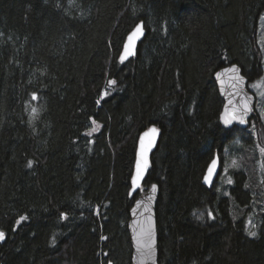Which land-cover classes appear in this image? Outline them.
Segmentation results:
<instances>
[{
	"label": "trees",
	"instance_id": "16d2710c",
	"mask_svg": "<svg viewBox=\"0 0 264 264\" xmlns=\"http://www.w3.org/2000/svg\"><path fill=\"white\" fill-rule=\"evenodd\" d=\"M263 15L264 0H0V264H130V180L151 126L158 264H264V156L252 130L221 127L213 80L231 65L263 76Z\"/></svg>",
	"mask_w": 264,
	"mask_h": 264
},
{
	"label": "water",
	"instance_id": "95a60500",
	"mask_svg": "<svg viewBox=\"0 0 264 264\" xmlns=\"http://www.w3.org/2000/svg\"><path fill=\"white\" fill-rule=\"evenodd\" d=\"M138 24H142V34L134 36L133 39L129 41V36L133 34ZM138 24L127 35L126 40L123 44L120 56L124 52L126 44H130L131 51L133 53L132 55H129L123 63L135 57L137 47L145 36V29L143 23L140 22ZM233 68L236 69L235 72L232 71ZM213 80L218 89L220 98L224 103L219 116V123L221 127L225 130H231L234 128H237L239 130H247L250 126L252 118L255 116L256 110V98L248 89L249 80L242 74V70L237 65L227 66L218 70L213 75ZM245 106L247 107V112L245 115H243L244 123L241 124L239 117L241 113L244 112ZM224 119L231 120L230 126H225ZM152 128H155L157 130L156 133L151 132ZM145 133H148V135L145 136ZM160 134L161 132L159 128H157L156 126H151L145 131H143L139 135L137 140L133 173L130 180L131 188L129 196L132 198L137 194L139 195L135 198L133 206L130 210V218L127 227L132 250L130 264H158L156 205L159 197V188L156 184H153L156 186L155 192L152 191L153 185H151L150 188L144 192L142 187L151 170V160L158 146ZM141 137L144 138L145 148L149 147V143L151 141L150 150L146 153L148 168L145 170L143 179L138 182L137 186L133 190L132 178L136 173V163L139 158V153L141 151ZM213 161H215V163H213ZM209 169H211V174H209ZM221 171L222 163L219 155L216 153L205 171L202 180L203 186L210 190L219 178ZM205 177L208 178L207 183L205 182ZM149 233L150 238L148 235ZM3 242L4 239L0 240V243Z\"/></svg>",
	"mask_w": 264,
	"mask_h": 264
},
{
	"label": "snow or ice",
	"instance_id": "6c2138e0",
	"mask_svg": "<svg viewBox=\"0 0 264 264\" xmlns=\"http://www.w3.org/2000/svg\"><path fill=\"white\" fill-rule=\"evenodd\" d=\"M142 34V24H138L135 28V31L133 32L132 35L129 36V41H131L133 39L134 36H138ZM132 51H131V47H130V44H126L125 45V49H124V52L121 54L120 56V61L121 63L124 62V60L129 56V55H132ZM233 72L236 71L235 68L232 69ZM110 84H114L115 81L114 80H110L109 81ZM38 95L37 93H32V100L33 101H36L38 99ZM36 109L33 108V112L35 113ZM247 112V107L245 106V109H244V112L241 113L240 117H239V120H240V123L243 124L244 123V119H243V115H245ZM223 119V118H222ZM224 124L226 127L230 126L231 124V120L230 119H224ZM156 129L155 128H152L151 129V132L152 133H156ZM145 136L148 135V133H145L144 134ZM141 151L139 153V158L137 160V163H136V173L135 175L133 176L132 178V185H133V190L135 189V187L137 186L138 182L140 180L143 179L144 177V173H145V170L148 168V161H147V158H146V153L150 150V146H151V141L149 143V147L148 148H145L144 147V138L141 137ZM262 151H264V149H262ZM213 163H215V161H213ZM32 164L33 162L30 160L28 161V167L31 168L32 167ZM209 174H211V169H209ZM205 182L207 183L208 182V178L205 177ZM229 183H231V181H229ZM152 191L155 192L156 191V186L153 185L152 187ZM209 217L211 218L212 217V213L209 212L208 213ZM67 218V213H61V219H66ZM198 218H201V217H198ZM24 217H20V220H23ZM19 223V221H18ZM252 228H255V225H251ZM149 235V238H150V233L148 234ZM249 235L251 237H255L257 235L256 231H250L249 232ZM5 238V233L3 231H0V240H3ZM103 239V237H102ZM150 247V245H149Z\"/></svg>",
	"mask_w": 264,
	"mask_h": 264
},
{
	"label": "rangeland",
	"instance_id": "374dc122",
	"mask_svg": "<svg viewBox=\"0 0 264 264\" xmlns=\"http://www.w3.org/2000/svg\"><path fill=\"white\" fill-rule=\"evenodd\" d=\"M256 44H258L257 46L261 52L264 68V15L261 17L259 22ZM248 89L256 98L257 113V118L255 121L250 122L248 130H252L254 132L258 139L259 150L264 156V151H262V149H264V73L260 79L249 83ZM223 164L224 163H222L221 174L225 173ZM258 169L264 174V159H261V164L259 163ZM258 176L261 177L260 174H258Z\"/></svg>",
	"mask_w": 264,
	"mask_h": 264
},
{
	"label": "bare ground",
	"instance_id": "6f19581e",
	"mask_svg": "<svg viewBox=\"0 0 264 264\" xmlns=\"http://www.w3.org/2000/svg\"><path fill=\"white\" fill-rule=\"evenodd\" d=\"M134 29V28H133Z\"/></svg>",
	"mask_w": 264,
	"mask_h": 264
},
{
	"label": "flooded vegetation",
	"instance_id": "af4514ba",
	"mask_svg": "<svg viewBox=\"0 0 264 264\" xmlns=\"http://www.w3.org/2000/svg\"><path fill=\"white\" fill-rule=\"evenodd\" d=\"M259 146V145H258Z\"/></svg>",
	"mask_w": 264,
	"mask_h": 264
}]
</instances>
